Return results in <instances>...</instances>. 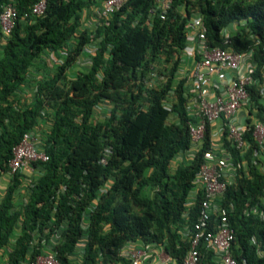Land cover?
<instances>
[{
    "label": "trees",
    "instance_id": "obj_1",
    "mask_svg": "<svg viewBox=\"0 0 264 264\" xmlns=\"http://www.w3.org/2000/svg\"><path fill=\"white\" fill-rule=\"evenodd\" d=\"M10 1L18 17L0 44V176L12 146L29 130H38L48 160L33 163L40 172L31 177V194L19 209H12L13 197L26 174L18 172L7 183L0 202V261L24 260L34 230L40 234L37 253L48 222L55 229L66 220L55 249L60 264H70L68 255L83 232V264L93 263L99 252L105 260L128 264L120 256L128 240L162 243L174 264H180L188 242L177 228L195 221L199 199L187 209L185 204L202 153L210 146L206 141L188 163H171L189 147L184 79L175 76L186 44L185 26L199 13L210 45L240 51L252 45L254 36L260 43L254 48V76L264 80V0H172L164 19L157 10L153 13L157 0H128L108 18H99L94 10L102 0H47L41 15L31 13L37 0H0V11ZM84 15L97 19L86 21ZM232 23L239 24L225 44L222 31ZM47 50L66 54L36 80L33 90L25 91L22 85ZM85 55L89 64L70 72ZM162 64H170L169 70L160 69ZM160 73L165 78L154 81ZM172 85L179 123L167 122L164 99ZM259 97L253 88L262 118ZM105 100L110 114L95 120L93 108ZM108 181L109 188L102 190ZM231 201L232 256L237 264H264V169L251 166L247 176L238 178L224 195V204ZM247 207L263 216L245 214ZM213 221L214 215L210 227ZM201 252L202 264H215L212 250Z\"/></svg>",
    "mask_w": 264,
    "mask_h": 264
},
{
    "label": "built area",
    "instance_id": "obj_2",
    "mask_svg": "<svg viewBox=\"0 0 264 264\" xmlns=\"http://www.w3.org/2000/svg\"><path fill=\"white\" fill-rule=\"evenodd\" d=\"M128 0H102L94 10L99 18H108L118 11ZM47 0H37L31 13L41 15ZM172 0H157V7L161 19L165 18L171 8ZM18 17L15 4L10 1L2 6L0 11V44L6 42L11 34ZM186 44L182 49L181 65L176 70L178 80L184 79L185 89L184 110L185 124L189 135V147L178 152L172 162L176 164L188 163L205 145L209 147L202 153V160L193 178L194 186L186 200V209L199 199V209L192 226L182 224L178 233L181 239L188 242V247L180 264H202L201 248L212 250V260L215 264H237L231 254V246L235 239V231L229 222V212L235 209L231 201L224 204L223 199L227 189L237 183V179L247 176L251 166L257 170L264 169V111L262 118L258 117L259 107L252 98L253 88L259 94V100L264 108V80L254 76L257 63L254 58V48L259 46V40L252 37V45L243 51L230 46H213L208 42L204 21L199 13L192 15L185 26ZM231 31H222L224 43H230ZM264 51V46L262 47ZM92 53L93 47L89 46ZM66 50H47L42 54L31 71L26 82L22 85L25 91L34 86L36 80L65 56ZM90 60L88 59L87 62ZM186 62H189L186 67ZM102 72L97 74L101 78ZM174 85L164 99L169 109L168 123H179L180 115L173 109L177 103ZM111 104L106 100L99 102L93 108V116L105 118L110 114ZM38 130L25 132L21 140L12 146L11 158L7 169L0 176L1 182L7 184L13 175L26 172L23 182L28 185L33 175L38 171L34 162H46L48 154L42 149ZM107 151V150H106ZM237 152V158L233 154ZM182 160H181V159ZM180 161V162H179ZM171 162V163H172ZM174 163V162H173ZM175 166L176 164H173ZM110 181L105 182L102 190L108 189ZM64 188L61 187V190ZM5 191L0 189V202ZM28 199L19 201L22 207ZM15 205V201H14ZM17 206V202L16 205ZM91 208V207H90ZM245 214L253 213L263 216V212L254 208L244 209ZM185 220L187 210L183 212ZM214 215V225L210 227L211 216ZM87 214L81 220L82 230L87 227ZM44 228L38 252L34 247L38 243L39 232H32L33 239L26 251V257L19 264H60L56 256V246L62 241V230L67 225L63 220L59 227ZM52 228V229H50ZM46 235L45 237L43 235ZM87 235L83 232L78 238L71 253L68 255L70 264H83L84 247ZM120 256L128 264H174V259L165 251L162 243H143L128 240L123 245ZM0 264H9L3 259ZM91 264H121L105 260L99 252Z\"/></svg>",
    "mask_w": 264,
    "mask_h": 264
},
{
    "label": "rangeland",
    "instance_id": "obj_3",
    "mask_svg": "<svg viewBox=\"0 0 264 264\" xmlns=\"http://www.w3.org/2000/svg\"><path fill=\"white\" fill-rule=\"evenodd\" d=\"M91 15H92V13H91ZM83 19H85L86 21L88 20V21H93V20H96L97 18L95 17V16H89L88 15V17L86 16V15H84V18ZM83 62L82 63H80L79 65H76L75 67H72V69L70 70V72H72V73H75L76 72V70L79 68V69H81V68H84L85 66H87V64L86 63H88L87 61H88V59H89V57L87 56V55H85V56H83ZM84 63V64H83ZM171 63V62H170ZM89 64V63H88ZM78 66V67H77ZM169 66H170V64H162V65H160L159 66V68L160 69H162L163 71H168L169 69ZM77 68V69H76ZM160 75V76H159ZM158 76H159V78H157V75L155 76V78L153 79L154 81L155 80H162V78H165V74L163 75V73H160V74H158ZM160 77H161V79H160ZM32 88L31 89H29L30 91L31 90H33V86H31ZM29 91V92H30ZM96 119L95 120H99V119H102V118H97V117H95ZM181 159V158H180ZM182 160V159H181ZM174 162V163H173ZM172 163L173 164H176L175 163V161H173ZM180 162V161H179ZM181 163V162H180ZM38 171V170H37ZM38 172H40V171H38ZM2 184H5V182H2ZM27 186V189L28 190H30V186L29 185H26Z\"/></svg>",
    "mask_w": 264,
    "mask_h": 264
},
{
    "label": "crops",
    "instance_id": "obj_4",
    "mask_svg": "<svg viewBox=\"0 0 264 264\" xmlns=\"http://www.w3.org/2000/svg\"><path fill=\"white\" fill-rule=\"evenodd\" d=\"M188 64H189V62H186V64H185L186 67L188 66ZM2 182L0 180V189L5 191L6 187H7V184H2ZM30 194H31V190L27 189V186H26L25 183H23V185L19 186L18 189L15 190L14 197H13V204H14V201H15V205H16V202H17V206L13 205L12 209H19L20 208V206H18L19 201H21V200L23 201L24 199H28Z\"/></svg>",
    "mask_w": 264,
    "mask_h": 264
},
{
    "label": "clouds",
    "instance_id": "obj_5",
    "mask_svg": "<svg viewBox=\"0 0 264 264\" xmlns=\"http://www.w3.org/2000/svg\"><path fill=\"white\" fill-rule=\"evenodd\" d=\"M239 24V23H238ZM238 24L237 23H232L230 24L227 28H229V30L231 31V35L233 34V32L235 30H237V27H238ZM240 24H243V22H240ZM87 64V63H86ZM26 174V173H25Z\"/></svg>",
    "mask_w": 264,
    "mask_h": 264
}]
</instances>
